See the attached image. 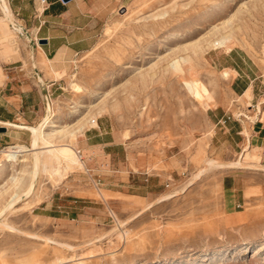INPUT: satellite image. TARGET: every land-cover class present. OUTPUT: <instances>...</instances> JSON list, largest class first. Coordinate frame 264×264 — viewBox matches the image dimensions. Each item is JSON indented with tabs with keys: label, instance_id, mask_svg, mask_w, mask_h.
Returning <instances> with one entry per match:
<instances>
[{
	"label": "rangeland",
	"instance_id": "obj_1",
	"mask_svg": "<svg viewBox=\"0 0 264 264\" xmlns=\"http://www.w3.org/2000/svg\"><path fill=\"white\" fill-rule=\"evenodd\" d=\"M2 17L0 4V75L23 65L39 83L38 46ZM223 38L258 65L262 94L264 0H124L92 49L53 69L58 77L47 69L58 80L47 144L71 145L84 166L50 157L32 195L0 212V264H264V153L244 152L213 115L246 123L264 117L263 99L231 90L230 49L214 47ZM39 124L7 148L38 149L28 128ZM25 158L0 153L12 166L0 176V209L17 191L12 177L27 190L34 155ZM69 164L62 179L50 174Z\"/></svg>",
	"mask_w": 264,
	"mask_h": 264
},
{
	"label": "crops",
	"instance_id": "obj_2",
	"mask_svg": "<svg viewBox=\"0 0 264 264\" xmlns=\"http://www.w3.org/2000/svg\"><path fill=\"white\" fill-rule=\"evenodd\" d=\"M7 1L17 24L30 32L29 34L33 40H39V43L34 47L38 46L34 53L36 66L49 95L50 88L58 80L51 77L47 69L49 68L53 72L61 68L68 69L72 55L92 49L110 15L124 0H45L44 3L41 0ZM224 54L225 63L222 66V71H231V90L233 93L238 94L244 91L241 97L247 96L248 100L262 97L263 100L259 103L264 105V88L263 91L260 90L262 91V94H260V92H257L255 85V78L260 71L258 65L246 53L234 48L225 51ZM218 59L215 56L213 63L215 64L217 61L219 63ZM54 74L58 77L57 72ZM49 99L51 98L49 97ZM42 102L43 96L39 83H36L34 77L29 76L23 65L14 67L9 76L5 75L4 72L0 75V127L5 128L4 131H0V147L7 148L8 143L19 140L21 131L17 130H27V126H36L40 123L43 113L40 106ZM218 108L216 107V110ZM262 114L263 112H260L253 119H249L244 123V121L235 117L226 120L225 118H229V116L223 109L213 113L216 118V124L226 131L231 130L235 137V143L241 145L244 152H258L263 156L264 117H262ZM33 123L36 124L31 125ZM95 126L85 130V138L87 140L91 138L87 134L89 131L100 128L97 121ZM48 128L43 130L46 141H50L48 137H50L51 133L47 132ZM46 133L47 135L49 134L48 137ZM107 144L104 141L103 144L98 143L96 145L103 148ZM57 146L70 147L71 145H43L42 157L45 162H42L41 168L50 158V154L47 155V150ZM19 148L23 152L19 156V161L24 163L27 161L25 155H27L28 150L25 145L16 144L5 149V151H14ZM70 148H72L84 166L74 147L71 146ZM0 152L2 153L3 151ZM40 202L37 201L35 204Z\"/></svg>",
	"mask_w": 264,
	"mask_h": 264
},
{
	"label": "bare ground",
	"instance_id": "obj_3",
	"mask_svg": "<svg viewBox=\"0 0 264 264\" xmlns=\"http://www.w3.org/2000/svg\"><path fill=\"white\" fill-rule=\"evenodd\" d=\"M0 4L2 6V13H3V17L1 18L3 21H7V22H11L14 24V30L18 33H23V29L18 26L17 24L15 25V19H14V16H13V13L8 5V2L7 0H0ZM32 40V39H31ZM230 43L231 41L229 40V38H223L219 41H217L215 44H214V47L216 48H222V49H230ZM36 61H35V55H33V59H32V66L33 68H37L36 66ZM226 72H229V71H226ZM225 76L227 77L228 74L226 73ZM230 76V75H229ZM39 78V81L43 82V80L41 79V76L39 75L38 76ZM47 112H48V115H46L45 117H43L42 119V122L39 124L38 127H31V128H28L30 131H31V135L34 139V145H35V148H38V149H35V150H31V149H28L27 150V154H33L34 155V164H33V171H32V175H31V180H30V183L29 185H27V190L25 192H21V190H19V188L17 187L18 184L20 183V179H18L17 177H12V182L14 184V186L16 187L17 191H15L9 198V200L7 201V203L0 209L1 211L0 212H6L7 210L10 209V205L15 202L17 199H21L22 197L27 198V197H30L32 195V192H33V187L35 185V182H36V176L39 172V169H40V166L42 165L41 162H40V159L42 157V154H43V148L42 146L47 144L48 142L44 139V135L45 133L43 132V130L45 128H48V127H54L55 124L50 121L48 118L52 116V109H51V106L50 104L47 106ZM10 126V124H9ZM49 135V134H48ZM47 133H46V136L48 137ZM51 136V134H50ZM46 138V137H45ZM49 138V137H48ZM32 139V140H33ZM32 140H31V143H32ZM42 145V146H41ZM71 147V146H70ZM69 146H64V147H55L53 149H46L47 150V155H49V157H53L56 159V161L60 162L62 160H65L71 164H75V165H79L80 167H83V164L79 161L78 159V156L75 154V152L72 150V148H70ZM247 147V146H246ZM24 148V146H23ZM25 149V148H24ZM46 150H45V154H46ZM25 151V150H24ZM1 153V152H0ZM23 153L22 152V149L19 148L17 150H14V151H3L2 154H3V158H4V161L6 162H9V163H14V162H17L19 161V156L20 154ZM26 153V152H25ZM24 153V154H25ZM23 154V155H24ZM41 154V156H40ZM24 159V158H23ZM3 161V162H4ZM49 161V160H48ZM20 162V161H19ZM45 162V161H43ZM63 162V161H62ZM21 163V162H20ZM45 164V163H44ZM56 164V163H55ZM208 166L210 165H214V162L213 161H208L207 162ZM245 165V164H244ZM45 166V165H44ZM44 166L41 168V170L44 172L46 167L44 168ZM51 166V165H50ZM60 166V165H58ZM217 166L219 167H235V166H243V163L242 162H239V163H219L217 164ZM246 166V165H245ZM61 167V166H60ZM64 167V166H63ZM62 167V171L58 169H53V171L50 173L52 176H55V175H58L59 177H61V179L63 177H65L67 170L69 168H71L70 164L67 165L66 168H63ZM251 167V166H250ZM254 167V166H253ZM52 168V167H51ZM47 168V171L48 170H51ZM255 168V167H254ZM264 169V168H263ZM12 171V166H0V176H3L5 173H9ZM49 172V171H48ZM22 173H18V175H20ZM13 176V175H12ZM23 179V178H21ZM7 192V191H6ZM28 194V195H27ZM171 197V196H169ZM169 197H166V198H163L162 200H165ZM23 199V198H22ZM160 200V201H162ZM26 202V201H25ZM9 212V211H8ZM1 222L0 221V225H1ZM72 249V247H71Z\"/></svg>",
	"mask_w": 264,
	"mask_h": 264
},
{
	"label": "water",
	"instance_id": "obj_4",
	"mask_svg": "<svg viewBox=\"0 0 264 264\" xmlns=\"http://www.w3.org/2000/svg\"><path fill=\"white\" fill-rule=\"evenodd\" d=\"M63 1H67V0H63ZM33 71H34L35 76L38 77L39 76L38 70L36 68H33ZM39 85L41 88V93H42L43 99L45 101V104H46V106H48L50 104L49 103L50 100H49V96H48V93L46 91V88H45L43 82H41V81H39ZM4 130H5L4 127H0V131H4Z\"/></svg>",
	"mask_w": 264,
	"mask_h": 264
},
{
	"label": "built area",
	"instance_id": "obj_5",
	"mask_svg": "<svg viewBox=\"0 0 264 264\" xmlns=\"http://www.w3.org/2000/svg\"><path fill=\"white\" fill-rule=\"evenodd\" d=\"M42 3L45 2V0H41ZM21 34V33H20ZM39 43V40H33V45H37ZM47 91V90H46ZM49 96V95H48Z\"/></svg>",
	"mask_w": 264,
	"mask_h": 264
}]
</instances>
